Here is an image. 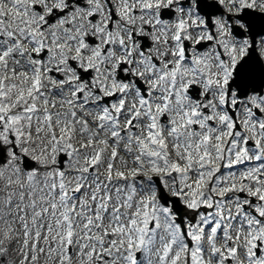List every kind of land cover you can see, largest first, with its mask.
Returning a JSON list of instances; mask_svg holds the SVG:
<instances>
[{
    "label": "snow or ice",
    "instance_id": "obj_1",
    "mask_svg": "<svg viewBox=\"0 0 264 264\" xmlns=\"http://www.w3.org/2000/svg\"><path fill=\"white\" fill-rule=\"evenodd\" d=\"M0 264H264V0H0Z\"/></svg>",
    "mask_w": 264,
    "mask_h": 264
}]
</instances>
